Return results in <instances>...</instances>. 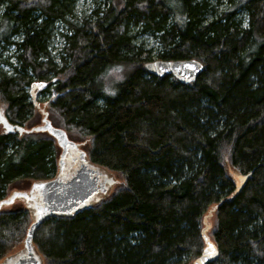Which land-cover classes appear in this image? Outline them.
<instances>
[{"label": "trees", "instance_id": "trees-1", "mask_svg": "<svg viewBox=\"0 0 264 264\" xmlns=\"http://www.w3.org/2000/svg\"><path fill=\"white\" fill-rule=\"evenodd\" d=\"M74 3L0 0L6 120L39 125L27 89L44 85L55 95L44 103L51 124L118 180L101 204L35 229L43 263L191 264L207 218L218 250L208 264H264V0L222 10L210 0H103L79 23ZM57 24L66 30L56 62ZM154 58L203 70L181 84L149 73ZM59 153L47 133L1 134L0 200L19 180L52 178ZM234 176L245 177L238 194ZM30 223L23 204L0 210V261Z\"/></svg>", "mask_w": 264, "mask_h": 264}, {"label": "water", "instance_id": "water-1", "mask_svg": "<svg viewBox=\"0 0 264 264\" xmlns=\"http://www.w3.org/2000/svg\"><path fill=\"white\" fill-rule=\"evenodd\" d=\"M146 70L156 77H173L181 84L194 82L203 70V65L197 60H153L146 63ZM32 89L39 87L38 83L31 85ZM33 97V95H32ZM35 105L38 106L36 102ZM42 118L40 125L26 130L18 125H12L0 115V123L6 133H47L53 138L60 149L57 159V171L47 180L33 182L28 190H13L7 197L0 200V210L21 201L29 213L31 223L22 240V247L5 256L0 264H44L33 242L35 229L48 217L69 218L80 211L101 204L112 193L118 183L114 173L106 168L92 163L80 144L70 140L63 129L54 127L47 113L40 110ZM236 181L235 194H238L244 184L245 177L234 176ZM42 186V187H41ZM201 231L203 248L199 256L191 264H208L217 260L218 250L210 240L208 232L211 224L204 218ZM212 249H208V245ZM206 249H208L206 251Z\"/></svg>", "mask_w": 264, "mask_h": 264}, {"label": "rangeland", "instance_id": "rangeland-1", "mask_svg": "<svg viewBox=\"0 0 264 264\" xmlns=\"http://www.w3.org/2000/svg\"><path fill=\"white\" fill-rule=\"evenodd\" d=\"M74 9H73V18H71V20L73 21H77L78 23L81 22L82 19L87 18L89 16H91V14L93 13L94 10H96V8L98 6L102 7L103 4V0H74ZM211 4L213 5V7H216L219 10H222L225 7V4L227 3V0H222L221 2H218L217 0H210ZM57 32L56 34H54V38L51 40V43L48 46V50L51 54V56L55 57L56 62H57V57L58 54L61 53V50L63 48V38L61 36L62 33L65 32L66 30V26L65 25H58L56 26ZM137 40H141L145 43L146 47L149 49H156L157 48V43H156V39L154 37L148 36V35H138L137 36ZM3 57H12L13 55V51L12 49L9 47L7 48L5 51L2 52ZM13 61V58H11ZM153 60H156L155 58ZM4 68V66H3ZM6 69V71H8L7 68H4V70ZM35 82V81H34ZM37 83V82H36ZM45 86L43 85V88ZM41 88L42 87H37V88H33L31 86L28 87L27 89V93L29 95V100L36 102L39 104V108L38 110H43V111H47L48 107L44 106V103L47 100H52L54 99L55 95H45L43 96L41 93ZM33 95V97H32ZM38 112V111H37ZM39 114V113H38ZM0 115H2L4 118H6V106L3 104H0ZM40 114L38 115V120H37V124L40 125ZM1 134H6L5 130L3 129L1 123H0V135ZM83 146V144H82ZM81 146V147H82ZM30 185V183L28 184L27 182H23V181H18L16 182V185L14 187L9 188L8 194L7 196L13 191V190H22L24 188H27ZM6 196V197H7ZM22 205L21 201H16L14 204L7 206V207H3L1 209V211H7V210H11L12 208H15L17 206ZM22 240L18 241L15 246L13 247V249H11V251H8L7 254L5 256H8L14 252H16L17 250H19L22 247Z\"/></svg>", "mask_w": 264, "mask_h": 264}, {"label": "snow or ice", "instance_id": "snow-or-ice-1", "mask_svg": "<svg viewBox=\"0 0 264 264\" xmlns=\"http://www.w3.org/2000/svg\"><path fill=\"white\" fill-rule=\"evenodd\" d=\"M248 25H247V23L245 24V27H247ZM114 71L115 72H119V71H121L119 68H116V69H114ZM118 79L120 78V77H117ZM41 87H43V85H41ZM42 187V186H41ZM208 249H212V245H208ZM208 249H206V251L208 250ZM212 251H213V253H214V249H212Z\"/></svg>", "mask_w": 264, "mask_h": 264}]
</instances>
